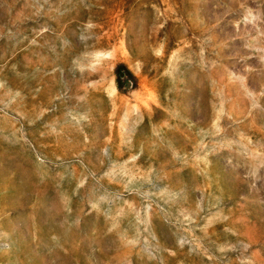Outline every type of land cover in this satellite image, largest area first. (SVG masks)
<instances>
[{
    "label": "rangeland",
    "instance_id": "374dc122",
    "mask_svg": "<svg viewBox=\"0 0 264 264\" xmlns=\"http://www.w3.org/2000/svg\"><path fill=\"white\" fill-rule=\"evenodd\" d=\"M0 264H264V0H0Z\"/></svg>",
    "mask_w": 264,
    "mask_h": 264
}]
</instances>
